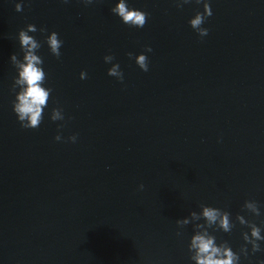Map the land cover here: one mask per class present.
Wrapping results in <instances>:
<instances>
[{"label": "water", "instance_id": "water-1", "mask_svg": "<svg viewBox=\"0 0 264 264\" xmlns=\"http://www.w3.org/2000/svg\"><path fill=\"white\" fill-rule=\"evenodd\" d=\"M118 2L0 0V264H194L193 223L176 220L201 204L234 222L244 215L264 235V0H207L203 38L189 24L203 3L126 0L148 13L135 28L111 12ZM28 24L52 89L37 129L21 128L12 108L10 58L22 59ZM53 31L59 59L45 43ZM142 53L147 72L135 62ZM114 63L123 83L107 74ZM55 107L63 121L50 120ZM209 231L238 251L249 229ZM261 262L264 250L250 246L240 260Z\"/></svg>", "mask_w": 264, "mask_h": 264}, {"label": "clouds", "instance_id": "clouds-1", "mask_svg": "<svg viewBox=\"0 0 264 264\" xmlns=\"http://www.w3.org/2000/svg\"><path fill=\"white\" fill-rule=\"evenodd\" d=\"M67 3L68 0H63ZM193 0H176V7L183 8L185 4L192 3ZM196 4L203 3V12L197 11L193 18L189 20L191 28L201 37H205L209 33V29L203 27L207 18L212 15L210 4L207 0H194ZM85 5L93 3V0H83ZM17 12L23 11L21 3L15 5ZM111 12L117 15L122 23L135 28H143L147 23L148 13L130 8L126 0H119L116 5L111 8ZM38 29L34 24H28L25 29H21L18 33V41L20 49L23 53L22 59L18 58L17 54H13L10 58L12 65L17 71V75L13 77L11 90L15 92V99L12 102L13 112L16 114L17 120L23 129H37L40 127L44 119V109L48 107V102L52 92L51 88L45 87L47 74L42 65L44 63L42 57L37 54L41 48V42L29 33H35ZM41 33L47 32V28H40ZM45 43L48 45L50 53L57 59L61 57L60 49L63 41L59 39L58 33L55 31L47 35ZM150 46L145 47V52H151ZM129 58L133 57V53H127ZM105 63H112L115 59L114 55H105L103 57ZM137 66L144 72L149 71V60L146 54H139L135 56ZM109 76L115 77L118 81L123 83L124 74L120 69L118 63L112 64L108 69ZM87 73L81 71L80 79H86ZM17 89H19L17 91ZM51 121H63L65 119L63 109L60 107L52 108L50 113ZM62 128L63 125H58ZM56 141H62L64 138L58 132L54 138ZM77 135H71L66 142L75 143ZM143 184L140 185L142 190ZM201 211L199 213L193 211L189 217L176 220L179 229H183L189 223H193L194 235L191 236L188 245L190 259L194 264H240L241 256H249V246L251 253L255 254L264 249L261 248V243L264 241L262 235V228L251 220L246 219L244 215L237 214L235 222L231 218V213L220 208L200 205ZM243 210L250 213L254 217L261 215L260 207L255 200H246L243 204ZM203 220L204 223H197ZM236 222L241 226H246L249 231L241 233L244 243L240 246L238 251H233L228 241H221L217 243L216 236L210 233L209 229L215 231H223L231 233L236 227ZM264 224V221H261ZM177 235H182L178 231ZM264 264V262H261Z\"/></svg>", "mask_w": 264, "mask_h": 264}]
</instances>
